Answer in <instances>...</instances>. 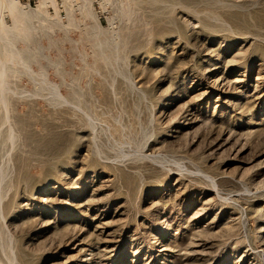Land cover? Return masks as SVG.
Segmentation results:
<instances>
[{
	"label": "rangeland",
	"instance_id": "1",
	"mask_svg": "<svg viewBox=\"0 0 264 264\" xmlns=\"http://www.w3.org/2000/svg\"><path fill=\"white\" fill-rule=\"evenodd\" d=\"M0 58V264H264V0H0Z\"/></svg>",
	"mask_w": 264,
	"mask_h": 264
},
{
	"label": "bare ground",
	"instance_id": "2",
	"mask_svg": "<svg viewBox=\"0 0 264 264\" xmlns=\"http://www.w3.org/2000/svg\"><path fill=\"white\" fill-rule=\"evenodd\" d=\"M9 45V44H8ZM5 52V51H4ZM0 59H2V58H0Z\"/></svg>",
	"mask_w": 264,
	"mask_h": 264
}]
</instances>
